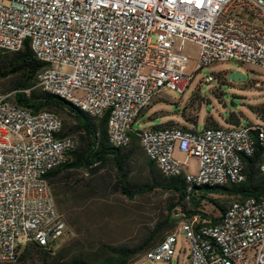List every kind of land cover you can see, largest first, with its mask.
Wrapping results in <instances>:
<instances>
[{"label": "built area", "instance_id": "built-area-1", "mask_svg": "<svg viewBox=\"0 0 264 264\" xmlns=\"http://www.w3.org/2000/svg\"><path fill=\"white\" fill-rule=\"evenodd\" d=\"M175 38H179L175 45ZM184 39L198 46L194 71L224 60L264 67V0H0V48L27 43L41 61L34 86L69 94L79 108L105 114L113 145L129 141L131 122L161 87L182 91L190 80ZM13 89L0 91V261H11L26 241L45 244L65 222L47 172L66 159L70 136H58L60 119L15 110ZM255 131L263 160L264 126H142L135 131L143 153L164 176L243 180L241 154L251 153L246 132ZM175 148L182 154L172 155ZM196 159L187 170V158ZM187 242L184 264H264V194L230 208L221 229L210 223L181 225L179 205L171 210ZM174 231L144 249L146 258L170 260ZM127 264H134L129 262Z\"/></svg>", "mask_w": 264, "mask_h": 264}, {"label": "trees", "instance_id": "trees-1", "mask_svg": "<svg viewBox=\"0 0 264 264\" xmlns=\"http://www.w3.org/2000/svg\"><path fill=\"white\" fill-rule=\"evenodd\" d=\"M40 65L41 61L33 56L27 43H23L16 50L0 48V78L12 77L9 89H13L12 102L32 112L48 110L55 113L60 119L57 135H66L73 139V145L67 151L66 159L50 169L46 175L65 227L75 230L82 226L80 216L84 212L66 205L64 196L66 194L76 197L77 194L71 185L80 181L76 173L94 174L98 169L108 167L111 171L110 188L127 199L155 189L169 192L170 197L164 203L165 215L162 221L155 225L139 243L127 245L100 241L88 253L78 251L64 255L61 249H56V239L45 244L26 241L18 248L13 260L0 261V264H30L34 261L35 255L39 259L37 264H127L136 253L154 245L152 243L156 241L160 233L159 229L167 226L171 210L175 205H179L184 216L194 215V227H196L200 224L217 223L234 199L246 197L259 199L264 194V173L258 169L260 146L253 129L249 131L254 141L252 151L248 155L241 154L244 173L241 181L222 185L188 186L181 172L172 176L162 175L142 150L147 159L149 178L146 181L134 178L128 163V155L138 145L135 135L137 128L130 127L127 146L111 144L105 135V114L93 117L59 95L33 85L35 70ZM141 113L140 109L136 117ZM257 115L263 118L264 109L259 110ZM189 120L194 121L193 118ZM230 121L235 124L236 120L231 118ZM168 125L188 128L170 120L148 126ZM207 125L217 124L213 121H205L203 126ZM204 204L209 206L208 210L204 209Z\"/></svg>", "mask_w": 264, "mask_h": 264}, {"label": "rangeland", "instance_id": "rangeland-1", "mask_svg": "<svg viewBox=\"0 0 264 264\" xmlns=\"http://www.w3.org/2000/svg\"><path fill=\"white\" fill-rule=\"evenodd\" d=\"M174 41L177 45L179 38ZM197 51L198 46L194 41L183 40L180 52L186 57L184 73L191 74L190 80L182 91L161 87L158 97H153L131 122L132 128L171 120L199 130L205 121H213L221 126L233 125L231 118H235V124L264 126V117L257 115L259 110L264 109V67L230 59L201 65L194 71ZM233 69L242 72L241 80L226 78V73ZM11 82L10 76L0 78V91L9 90ZM192 118L194 121L189 120ZM195 164L196 159L189 156L187 170H194ZM136 169H131L134 177L139 175ZM76 174L80 181L71 185L78 196H64L66 205L84 212L80 216L82 226L75 230L65 227L56 238V249H61L62 254L88 253L100 241L133 245L162 221L169 192L155 189L127 199L110 188L111 171L108 167L100 168L94 174ZM203 206L209 209L208 205ZM176 224V221L169 219L167 226L159 229L160 233L152 243L156 244L165 233L174 231L175 252L170 260L144 258L143 249L130 261L134 264H184L187 260V242ZM33 260L30 264H37L38 256L35 255Z\"/></svg>", "mask_w": 264, "mask_h": 264}, {"label": "bare ground", "instance_id": "bare-ground-1", "mask_svg": "<svg viewBox=\"0 0 264 264\" xmlns=\"http://www.w3.org/2000/svg\"><path fill=\"white\" fill-rule=\"evenodd\" d=\"M43 90L51 92L52 94L55 93V91L51 88H43ZM60 97L68 100L69 102H71L72 104L76 105L77 107H79V105H77V100H75L72 96H70L69 94H60ZM13 105H15V110L19 111V112H28V113H32V114H46L47 116L50 117H54V118H59L55 113L48 111V110H41L38 112H32L30 111L28 108L19 106L17 104H15L13 102ZM81 109V108H80ZM83 110V109H81ZM84 111V110H83ZM85 113L96 117V112L92 111V110H85ZM251 135V134H250ZM249 135V132H246V142L247 143H253V138H251ZM263 167V160H259L258 162V169L261 172V169ZM264 173V172H262ZM185 182L188 184V178H184ZM227 183V180H219V179H215V178H210V177H203L202 179H193L190 182V185L194 184V185H199V184H207V185H222ZM201 186V185H200ZM243 201H260V198L255 199L253 197H246L243 198ZM240 207V199H234L233 201H231V203L229 204V206L226 208L225 212L223 213V215L221 216V218L219 219V221L215 224H210V229H221L225 226L226 222L229 220L230 218V208H237ZM183 218V221L181 222V225H191V218L188 217H181ZM144 258H146V251H144L143 254Z\"/></svg>", "mask_w": 264, "mask_h": 264}, {"label": "crops", "instance_id": "crops-1", "mask_svg": "<svg viewBox=\"0 0 264 264\" xmlns=\"http://www.w3.org/2000/svg\"><path fill=\"white\" fill-rule=\"evenodd\" d=\"M125 146H127V145H125ZM172 155L178 159L182 158V155H180V153L175 148H173V150H172ZM146 160H147L146 157L144 156V154L142 153V151L138 147V145L136 147H134L133 150L129 153L128 163L130 165V168L131 169H133L134 167L137 168L136 170L138 171V174H139L138 177L135 176L134 178L141 180V181H146L149 178ZM192 216L194 217V215H191L189 217H192ZM169 219H171L172 221H176V223H177L176 226L178 227V219L177 218H174L170 215Z\"/></svg>", "mask_w": 264, "mask_h": 264}, {"label": "water", "instance_id": "water-1", "mask_svg": "<svg viewBox=\"0 0 264 264\" xmlns=\"http://www.w3.org/2000/svg\"><path fill=\"white\" fill-rule=\"evenodd\" d=\"M226 78L238 81L242 79V72L237 69L230 70L226 73Z\"/></svg>", "mask_w": 264, "mask_h": 264}]
</instances>
